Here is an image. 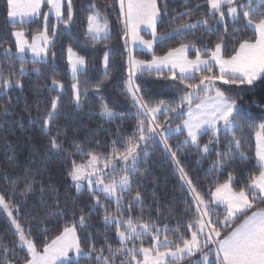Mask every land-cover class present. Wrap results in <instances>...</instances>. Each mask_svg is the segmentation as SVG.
<instances>
[{
	"label": "snow or ice",
	"instance_id": "1",
	"mask_svg": "<svg viewBox=\"0 0 264 264\" xmlns=\"http://www.w3.org/2000/svg\"><path fill=\"white\" fill-rule=\"evenodd\" d=\"M64 3L65 0H4L5 19L16 29L10 33L15 38L16 51L13 53L9 47L4 49V53L9 60H19L20 76L26 71V51L31 52L33 65L43 63L49 55V16L54 15L56 21L65 26L72 22V0H67L66 14ZM104 4L105 7L116 6L123 41L121 56L127 71L123 94L136 109L133 114L136 123L130 134L112 140L108 153L84 152L80 144L74 141L76 151L88 158L82 163L72 161L68 175L77 194L86 186L94 201L93 207H99L104 212L105 229L114 228L118 245L113 246L105 233L102 246L96 247L93 241L87 250L83 249L78 229L83 231L90 227V222L82 213L78 219L66 222L54 238L45 237L42 246H38L32 237V230L25 229L19 222V205L13 204L11 199L6 200L5 194L0 193V210L7 214L18 237L15 247L25 253L23 264H79L81 257L92 258L93 254L95 264H181L185 260L191 261L197 254L199 257L195 264H264V120L242 123L238 100L228 94L233 88L252 86L264 78V0H204L207 11L201 18H191L193 10L201 7L196 4L194 8L178 14L187 16V21L164 32L158 31L162 14L158 0H104ZM45 5L48 11L42 12ZM89 7L88 37L97 43L108 40L111 32L108 15L97 6L96 0ZM41 16L44 29L37 31L29 41L22 25ZM241 21L245 30H251L252 36L234 38L231 51L228 52L229 45L224 35L229 31V23L235 25ZM17 22L20 27H17ZM220 25H223L224 33L214 43L210 42L211 47L208 44L197 46L194 30H203L200 36L203 40L204 35L216 33ZM142 33L151 38L145 39ZM188 33H192V39L169 48L163 55H157L154 51L158 41L163 42L176 35L186 36ZM55 34L53 30L52 35ZM137 51L150 53L151 59L140 58ZM190 52L195 53V58H190ZM68 53L74 81L71 85L73 100L76 107H80L82 90L77 74L87 61L71 48ZM52 55L55 56V53ZM111 56V49L104 52L105 79L110 75ZM32 70L40 73L38 67ZM7 71L6 76L5 69L0 66V91L5 94L14 85L23 87L20 79L12 78L17 75L16 70L10 66ZM140 74L155 75L157 79L170 81V86L176 89L175 98H146L136 83ZM51 83L53 88H64L55 78ZM101 83L94 85L97 92ZM87 91V88L83 89V93ZM59 99V96L53 97L50 108L40 118L45 131L58 114ZM100 101L102 117L124 118L125 114L115 112L103 97ZM175 120L180 123L173 127L172 122ZM245 127L253 130L256 163L249 170L243 185L236 186L235 177L229 172L223 182L214 179L208 182L206 189L199 188L181 164L177 152L192 147L206 155L214 150V145L220 144L221 135H224L227 137L225 149L215 151L217 159L209 169L210 172L222 171L234 156L242 160L249 159L247 153L242 151L243 137H237V131L242 133ZM173 135L184 137L175 148L169 143ZM204 135H209V140L201 144ZM157 138L179 174L182 190L188 193L185 197L188 219L184 223L178 221L175 227L158 223L159 209L157 219L144 220L143 209L137 217L130 214L133 203L142 204L139 190L130 201L124 202V194L132 191V175L139 172L141 156L148 157L147 148ZM49 142L51 149H61L56 137H50ZM33 191V182L26 180L24 192L20 194L26 195ZM39 191L43 194L46 186L42 185ZM101 196L114 203L115 209L110 210L108 205L102 203ZM39 231L47 232V229ZM146 237L151 241L149 246H144ZM15 247L8 248L0 241L3 264H20L21 257L17 256ZM9 256L12 259H8Z\"/></svg>",
	"mask_w": 264,
	"mask_h": 264
},
{
	"label": "trees",
	"instance_id": "2",
	"mask_svg": "<svg viewBox=\"0 0 264 264\" xmlns=\"http://www.w3.org/2000/svg\"><path fill=\"white\" fill-rule=\"evenodd\" d=\"M92 2L93 0H72L73 19L68 26L62 22L58 23L52 17L49 18L48 34L52 44L48 57L43 63L38 62L33 65L32 58L26 56L24 65L26 71L23 76H20L19 60H9L4 53V49L9 47L15 53V38L10 33L16 29H13L6 21L4 0H0V66L5 69L6 76L8 67L14 68L17 75L12 78L20 79L23 85V87L14 85L7 89L6 94L0 91V193L5 194L6 200L11 199L13 204L19 205V222L25 229L32 230V237L38 246H42L45 237L54 238L66 222L78 219L82 213L90 222V227L83 231L78 229L83 249L87 250L93 241L96 247L102 246L105 233L113 246L118 245L114 228L105 229L104 227L103 210L93 207L94 201L86 188L77 194L68 175L72 161L82 163L88 158L76 151L74 141L80 144L84 152L108 153L111 150L112 140L130 134L136 123L133 115L136 109L132 101L123 94L127 71L124 58L121 56L123 41L116 6L105 7L104 0H96L97 6L108 15L111 26L109 39L97 43L87 35V16L90 14L89 5ZM158 4L162 8L158 24L160 32L171 31L175 25L187 21V16L178 14H183L188 8H194L196 4H200L201 7L193 10L192 20L201 18L207 11L204 0H159ZM47 10L45 6L43 12ZM64 11L66 14L67 5ZM17 27H20V24H17ZM22 27L26 38L31 41V37L37 31H43V17L24 23ZM53 30H55V36L52 35ZM194 31L198 47H203L204 44L211 47L212 43L224 33V28L223 25L218 26L216 33L211 36L204 35L203 40L200 39L203 30ZM251 36V30H245L242 21L235 25L229 23V31L224 35L229 45L228 52L231 51L234 38ZM192 38V33L186 36H173L163 42H157L154 45V51L157 55H163L169 48ZM69 48L77 55L84 56L87 61L85 69L77 74L82 90L80 107H76L73 100L71 85L74 81L69 70ZM109 49L112 50L110 75L105 79L103 56ZM52 53H55V56ZM136 54L142 59H151L150 53L137 51ZM190 58H195L194 52L190 54ZM34 67L40 68L39 74L32 70ZM53 78L64 85L63 90L53 88L51 83ZM101 81L100 90L97 92L94 85ZM136 83L140 85L146 98L173 99L176 96V89L170 86V81L157 79L155 75L140 74ZM84 88L88 89L87 93H83ZM228 94L238 100L241 108L239 119L242 123H259L264 120V78L257 80L252 86L233 88ZM56 96L60 97L59 111L50 128L45 131L40 118L46 114V110L51 106L52 98ZM101 97L115 112L124 113V118L102 117L100 115ZM177 123L180 121H173V127ZM252 131L247 127L242 133L237 131V137H243L242 151L247 153L249 159L242 160L239 156H234L219 172H210L209 169L212 162L217 159L215 151L225 149L227 137L224 135H221L220 144L214 145V150L206 155H202L192 147L182 148L177 155L181 164L201 189H206L208 182L214 179L223 182L229 172H232L235 177V185L242 186L248 177L249 170L256 163L255 139ZM50 137L57 138L61 144L60 150L51 149ZM183 139V136L173 135L169 143L175 148L178 141ZM208 140L209 135H204L200 143H207ZM120 146L117 145V147ZM147 151L148 157L140 158L139 172L132 175V191L124 194V202L130 201L139 190L142 204L133 203L130 214L137 217L143 209L144 220L157 219V209H159L158 223L175 227L178 221L184 223L188 219L185 213L187 207L185 197L188 193L182 190L179 174L169 156L165 154L158 138L148 146ZM26 180L33 182L34 191L21 195L20 193L24 192ZM42 185L46 186L43 194L39 191ZM57 197L59 207H57ZM101 202L108 205L110 210L116 207L103 196H101ZM14 215H16L15 211ZM45 228L47 232L39 231ZM0 241L8 248H14L18 243V237L14 234L7 214L2 210H0ZM150 243V239L146 237L144 246H149ZM15 252L21 257L20 264H23L22 257L25 253L19 247H15ZM198 257L199 254L193 257L191 264H195ZM8 259L12 257L9 256ZM3 261L4 257L0 255V264H3ZM185 261L189 262V260ZM79 264H95L94 254L92 258L81 257Z\"/></svg>",
	"mask_w": 264,
	"mask_h": 264
},
{
	"label": "rangeland",
	"instance_id": "3",
	"mask_svg": "<svg viewBox=\"0 0 264 264\" xmlns=\"http://www.w3.org/2000/svg\"><path fill=\"white\" fill-rule=\"evenodd\" d=\"M158 3H159V0H158ZM142 34L145 36V39H149V38H151V37H150L149 35H147L146 33H142ZM158 42H159V41H158ZM73 52H74V51H73ZM74 53H75V52H74ZM24 55H25V57H26V56H30V57L33 59L31 52L26 51V53H25ZM68 56H69V53H68ZM68 62H69V60H68ZM84 69H85V67L82 68L78 73L82 72ZM69 70H70V72H71L70 64H69ZM71 74H72V73H71ZM85 188H86V186H85ZM72 255L74 256V254H72ZM191 263H192L191 261H189V262L182 261V262H181V264H191Z\"/></svg>",
	"mask_w": 264,
	"mask_h": 264
},
{
	"label": "crops",
	"instance_id": "4",
	"mask_svg": "<svg viewBox=\"0 0 264 264\" xmlns=\"http://www.w3.org/2000/svg\"><path fill=\"white\" fill-rule=\"evenodd\" d=\"M66 5H67V0H65L64 7H65ZM45 6H46V5H45ZM45 6L42 7V12H43ZM47 9H48V8H47ZM47 11H48V10H47ZM50 17H52V18L55 19L54 15H50L49 18H50ZM35 20H36V19H35ZM55 20H56V19H55ZM31 21H33V20H29V21H27V22H25V23H28V22H31ZM17 24H19V22H17ZM51 44H52V39H51ZM51 44H50V46H51ZM191 53H192V52H190L189 55H190Z\"/></svg>",
	"mask_w": 264,
	"mask_h": 264
}]
</instances>
